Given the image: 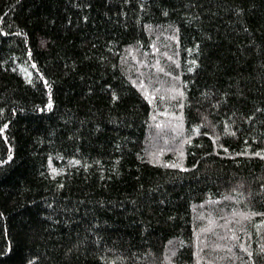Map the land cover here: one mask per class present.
Wrapping results in <instances>:
<instances>
[{"label":"trees","instance_id":"trees-1","mask_svg":"<svg viewBox=\"0 0 264 264\" xmlns=\"http://www.w3.org/2000/svg\"><path fill=\"white\" fill-rule=\"evenodd\" d=\"M0 109V264H264V0H0Z\"/></svg>","mask_w":264,"mask_h":264},{"label":"snow or ice","instance_id":"snow-or-ice-1","mask_svg":"<svg viewBox=\"0 0 264 264\" xmlns=\"http://www.w3.org/2000/svg\"><path fill=\"white\" fill-rule=\"evenodd\" d=\"M237 11H240V9H237ZM113 95H115V93H113ZM51 105V101L49 102V106ZM0 111H3L2 109H0ZM8 125L5 124L3 127H0V132H3L4 128H6ZM221 147H223V145H221ZM9 159H11V154H9ZM4 161L3 160H0V164H3ZM264 187V186H262ZM0 215H2V213H0ZM2 254V253H0ZM29 264H31V262H29Z\"/></svg>","mask_w":264,"mask_h":264}]
</instances>
